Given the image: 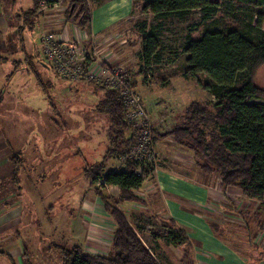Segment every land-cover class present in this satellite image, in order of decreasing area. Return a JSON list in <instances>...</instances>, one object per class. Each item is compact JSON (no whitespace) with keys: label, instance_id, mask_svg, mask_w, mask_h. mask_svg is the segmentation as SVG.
Returning <instances> with one entry per match:
<instances>
[{"label":"trees","instance_id":"obj_1","mask_svg":"<svg viewBox=\"0 0 264 264\" xmlns=\"http://www.w3.org/2000/svg\"><path fill=\"white\" fill-rule=\"evenodd\" d=\"M88 1L91 0H62V3H66L64 10L66 20L75 21L82 31L90 30L91 13ZM143 1L142 10L152 13L157 23L148 26L146 20L140 22L142 48L139 58L141 66L147 70L162 61L159 59V30L164 19L168 20L173 16L185 19L190 11L198 10L200 21L204 23L212 15L217 14L220 7V3L215 0ZM222 3L229 9L237 7L239 10L244 8L251 11L259 10L254 28L260 33V37L253 40L236 28L220 31L207 27L203 28L196 39L188 36L181 46V51L186 55L187 75L194 78L197 74L204 73L210 80L205 88L213 97V101H191L184 108L180 117L181 121L172 126L164 135L156 129L154 139L156 141V139L170 135L176 145L190 152L202 171L216 174L223 188H237L245 197L264 201V90L254 81L257 69L264 64V31L262 30L264 0H223ZM41 9L43 8L39 0H31L28 11L22 14L16 13L15 16L22 19L29 28H33L35 21L42 15ZM40 43L45 61H39V63L48 71V74L61 76L73 84L80 82L90 84L95 95V110L107 118L103 156L92 165L85 164L82 167V182L87 181V187L84 186V195L89 187L93 188V192L100 198L105 213L110 216L114 225L107 254L87 253L81 245L67 247L52 244L51 248L61 253V264H161L140 238L144 227L135 222V225L131 223L126 212L120 208V204L124 201L137 203L141 201L135 191L142 185L145 173L151 168L144 167L142 173L137 174L135 172L137 163L128 159L124 161L121 170L104 172L108 159L119 158L120 160L122 156L128 154L136 139L133 132L134 124L126 117L127 108L120 92L114 87L105 86L100 80L76 79L62 75L56 69L58 73L55 72L47 63L48 59L41 40ZM34 55L37 56V53H32V49L26 51L24 46L23 61L13 60V64L14 67L19 68L29 62L30 69L35 72L37 82L42 84V76L36 67L31 66ZM2 59L5 61L7 58L0 57V61ZM101 59L103 61L101 65L106 66L105 63L108 61ZM95 62L98 61L95 59ZM129 82L132 87L135 86L131 79ZM64 126L62 120L59 127L64 129ZM21 153L18 150L11 154L13 169L11 168L9 177L11 187L16 189L20 198L28 191V188H23L21 175L26 174L25 176L28 177L25 179L28 181L30 172L27 169H32L30 162L27 169L24 167L28 159ZM57 158L61 159L62 156L57 155L56 151L54 159ZM49 169L53 174V167L50 166ZM32 171L34 173L30 177L37 172ZM50 171H47L48 176L51 175ZM41 173L43 174V171ZM37 175L39 178L43 177L39 173ZM101 179L104 186L118 187V192L107 194L108 191L107 193L103 191L108 190V187L102 191H99L96 186L93 187ZM11 187L7 189L11 190ZM8 194H13V192L8 191ZM9 204L5 203L6 206ZM49 205L53 210V205ZM161 225L168 229L159 228L155 232L165 237L169 243L179 247L183 246L182 264H193L192 245L185 232L172 220L163 219ZM212 225L216 226L214 223ZM157 233L152 235L153 239ZM0 254L7 257L13 264L8 254L1 250ZM24 254L26 257V250Z\"/></svg>","mask_w":264,"mask_h":264},{"label":"rangeland","instance_id":"obj_2","mask_svg":"<svg viewBox=\"0 0 264 264\" xmlns=\"http://www.w3.org/2000/svg\"><path fill=\"white\" fill-rule=\"evenodd\" d=\"M215 1L220 3L219 12L212 15L204 23L200 21V12L198 10L190 11L185 19H178L176 16L168 20L164 19L165 21L162 22L159 30V59L162 60L160 65L147 70L141 66V60L137 54L130 60H120L117 56H109V53H104L102 51L103 47L101 45L98 46L97 43L94 44L95 54L99 50L101 52L98 51L97 53L103 57L107 55V58L104 59L112 63L111 65L117 67L120 64L127 68L130 67L128 70L131 74L129 79L135 85L134 88H136L141 100L143 101L141 95L143 94V89L153 92L146 97L147 104L158 102L156 92H161L165 96L166 92H169V87L172 90L175 86L179 94L174 95L173 98H171V95L167 97L170 99L168 106L171 110L177 109L173 112L174 117H176L175 115L181 116L184 108L192 100L213 101L210 93L205 88V85L210 80L204 73H199L197 77L188 79L186 55L181 51V46L187 37L199 36L204 27L220 31L236 28L253 40H257L260 37V33L254 28L259 10L251 11L246 8L239 10L237 7L229 9L227 5L222 3L223 0ZM30 6L31 0H0V57L7 58L5 61L4 59L0 61V173L4 177L0 180V188H2L0 199L3 204H12L17 198H20L16 189L11 187V181L9 180L11 173L6 176V171L10 168L13 169L11 154L19 150L22 152L21 155L28 159L24 167L27 169L30 162V168H32L31 170L27 169L30 172L28 181L25 179V177H28L25 176L26 174L21 175L23 188L36 189L42 194V201L37 199V197L40 198L39 195L37 197L36 195L28 197L27 202L29 204L26 203V198L22 196L21 200L23 202L25 200L24 203H26L23 204L22 216L27 223H24L21 218L22 224L16 227L19 234L22 235V248L27 251L29 264H59L61 253L56 249L48 252L47 249L44 250L41 247L43 245L38 247V244L40 245L39 237H41L44 245L71 246V239L69 240L70 223L78 213L75 232L78 236L83 235V231L86 228L84 222L89 223L88 218L93 215L90 211L85 210L84 206L81 205L79 207V202L84 198V186L85 188L87 187V181L84 180L82 182V167L85 164L90 166L102 158L105 149L104 145L106 144L105 133L108 121L105 116L98 114L95 110L96 102H94L95 98L91 95L93 88L90 84L81 82L73 84V82L61 76L53 74L50 76L51 74L49 73V75L48 71L39 63V61H45L40 43V40L42 41L43 39L40 18L43 16L40 15V18L35 21L33 28H29L22 19H18L15 16L16 13L22 14V12L28 11ZM59 6L64 7L65 5L61 3ZM61 8L57 7L58 10L63 12ZM57 15L59 16V14ZM262 30L264 31V21ZM44 34L47 33L45 32ZM93 39L99 41L97 38ZM76 43V45H79L78 42ZM24 46L26 51L32 49V53H37V56L34 55L32 59L31 66L36 67L42 76V84L37 82L35 72L30 69L29 62L19 68L14 67L13 60H23ZM112 46L115 45L112 44ZM119 47L121 46L118 45L114 51L119 50ZM166 49L169 50V55ZM168 56H170L172 61L168 59ZM47 59V63L51 65L52 70L57 72L52 65L55 61ZM170 62H173V65L169 66L168 63ZM118 69L120 71L121 67H118ZM141 72L154 73L150 77V82L147 81V76L145 81L143 80V84L136 80L135 76ZM172 72H175V74L170 78L169 76H171ZM254 81L258 87L264 90V64L257 69ZM139 84L144 85V87H140ZM164 96H162V101H164V98L166 99ZM149 101L152 102L148 103ZM162 104L163 106L161 108L158 106L157 109L166 110L167 107H164L166 103L162 102ZM173 119L171 118L170 120ZM62 120L65 125L64 129L59 127V123L62 124ZM166 124L165 122L164 125L166 126ZM133 129L134 134H136L134 125ZM172 148H175L174 154L185 155V157H182L177 154L181 158L188 159L186 157L188 152L186 149L178 145L172 146ZM155 149L159 159L156 167H160L163 157L159 154L156 147ZM56 151L57 155L62 156L61 159H54ZM118 160L119 158H112V160L108 161L104 172L106 173L108 170L114 171L119 165L120 161ZM50 166L53 167V174L49 169ZM32 170L37 172L33 177H30L34 173ZM42 171L43 174L41 173ZM47 171L51 172L50 176H48ZM38 173L43 177L39 178ZM215 181L213 184H217L216 188L218 190L226 191L224 198H227L228 188H223L219 179ZM94 186L99 191L106 188L102 183L98 182ZM10 187L11 190L7 189ZM8 191H12L13 194H8ZM92 191L93 188L89 187V190L87 189L86 193L89 195H85L86 200H90L91 195L92 197L94 196ZM232 191L236 190L230 189L228 191L231 197L233 195ZM103 192L107 193V190ZM220 192H218L219 196L216 199L224 202V198L221 199L222 192ZM44 193L45 195H43ZM107 194L111 193L108 192ZM230 199H233L234 203H236V200L242 202L241 197L236 198L233 196ZM245 200L247 201V199ZM213 203L217 204L218 201L215 200ZM48 204L53 205V210L51 214L46 215L43 207ZM51 207L49 206V209ZM120 208L122 209L121 206ZM36 215L39 216L38 222L34 220ZM128 216L130 220L133 219L132 222L143 225V227L148 224L151 225L146 228L149 231H146L147 236H145V239L147 238V240L157 233L155 230L164 229L163 225L153 227L152 222H156L155 218L145 213H134L133 218L130 215ZM90 219V227H92L94 226V218ZM167 229L165 228V230ZM4 230L3 235L6 232H14L12 228H5ZM1 245H3L2 242H0V249ZM171 245L174 248L179 247ZM180 248L181 250L177 249V252L168 254L171 264H182L183 246ZM32 250L39 257L35 262L30 259ZM21 252L23 253V250ZM0 264L11 263L7 257L0 254Z\"/></svg>","mask_w":264,"mask_h":264},{"label":"crops","instance_id":"obj_3","mask_svg":"<svg viewBox=\"0 0 264 264\" xmlns=\"http://www.w3.org/2000/svg\"><path fill=\"white\" fill-rule=\"evenodd\" d=\"M61 3L62 1L57 5L41 9L43 16L40 18L42 36L46 32L57 40L69 44L76 45V42H78L89 53L94 50V44L97 43L98 46L101 45L103 47L102 51L104 53H109V56H117L120 60H130L134 58L135 54L139 57L142 48L141 20H146L148 26L155 23L154 15L149 11L142 10L143 0H91L88 1L91 13L90 30L82 31L77 27L75 21L66 20L64 15L66 3L63 2L64 7L59 6ZM57 7H62L63 12L58 10ZM55 13L59 14V16ZM199 36L192 38L196 39ZM93 38H97L99 41H95ZM89 43L90 45L87 47ZM112 44L115 46H112ZM118 45L121 47H119V50L114 51ZM98 51H96V54L99 57L107 58V55H104V57L99 55ZM166 51L169 55V50L166 49ZM90 59L91 64L95 62L94 57ZM168 59L170 60V56H168ZM92 65L96 67V65ZM168 65H173V62L168 63ZM117 67H121L125 76L129 77L131 75L128 72L130 67L127 68L120 64ZM174 74L175 72H172L169 77L171 78ZM153 75L154 73L152 72L146 74L141 72L135 78L143 84L146 76L148 77L147 81L150 82V77ZM183 77L185 78V75ZM190 78L193 77L189 76L188 79L190 80ZM140 87H144V85H140ZM170 89L169 87V92H166L165 96L161 92H156L158 102H148H152V104H147L146 102V97L153 93L152 91L143 89V94H141L146 109L153 120L158 123L157 131L159 130L158 132L163 135L172 126L180 122L181 117L179 115L174 117L173 112L177 109L171 110L168 106L170 99L167 97L171 95V98H173L174 95L179 94L175 86L172 90ZM91 95L95 97L94 93H91ZM162 96L166 97L164 101H162ZM162 102L166 103L164 105V107H167L166 110L157 109L158 106L160 108L163 106ZM171 118L174 119L170 120ZM160 120L161 123L158 122ZM165 122L167 123L166 126L164 125ZM155 144L159 154L163 157L162 164L160 167L151 169L152 172L149 171L144 175L142 185L135 191L141 198L140 202L124 201L120 204L127 216L130 215L133 218L134 213H145L155 218L156 222H152L153 227H160L163 219L166 221L172 220L177 227L185 232L191 242L193 264H264V201L245 197L237 188H228L227 198H224L226 191L218 190L216 188L217 184H213L216 182L215 180H220V178L216 174L202 171L188 150L187 153L185 152L188 159L179 157L177 155L179 153L174 154L175 148H172V146L175 147L176 145L170 135L156 139ZM179 155L185 157V155ZM110 160L112 158L108 159V161ZM108 161L106 162L105 170ZM6 172L7 175H5L9 176L11 168ZM1 175L0 173V180L4 178ZM107 189L112 194L118 192V187L116 186H109ZM230 189L236 190L232 191V197L228 194ZM219 191L222 192H220L222 195L221 199L224 198V202L216 199L219 196ZM93 194L94 196L92 197L91 195L90 200H86L85 195L89 194L85 193L84 198L79 202V207L81 205L84 206L85 210L90 211L93 216L88 218L89 223L84 222L86 228L83 231V235L78 236L75 232V227L77 226L76 219L79 213L75 215L70 223L69 240L71 239V245H81L87 253L107 254L111 245L114 225L110 216L105 213L100 198L94 192ZM23 195L28 204L27 198L35 195L36 197L39 195L40 198L37 197V199L42 201V194L36 189L31 190L28 188L27 193ZM233 196L236 198L241 197L242 202L236 200V203H234L233 199H230ZM21 199L17 198L16 201L8 206L3 204L0 199V242L3 244L0 250L10 256L13 264H29L28 260L25 262L28 254L25 257V249L21 245L22 235L16 229L22 224L21 218L23 219V203L25 200L23 202ZM215 200L218 201L217 204L213 203ZM49 206L48 204L43 207L46 215H49L52 211ZM90 218H94V226L92 227H90ZM38 219L39 216L36 215L34 220L38 222ZM132 220H130L131 223L134 222ZM24 223H27L26 220H24ZM212 223L216 224V226L212 225ZM150 226V224L144 226V231L140 238L161 264H171L168 254L175 253L177 249L181 250V248H174L165 237L163 238L158 234L155 239H153V236L151 239H145V236H147L146 228ZM5 228H12L14 232H6L3 235ZM163 228L165 229V226ZM39 238L40 245L38 244V247L43 245L44 247H41L44 250L51 251L52 244L44 245L41 237ZM22 250L24 251L23 253L21 252ZM30 259L34 262L39 259L33 250Z\"/></svg>","mask_w":264,"mask_h":264},{"label":"built area","instance_id":"obj_4","mask_svg":"<svg viewBox=\"0 0 264 264\" xmlns=\"http://www.w3.org/2000/svg\"><path fill=\"white\" fill-rule=\"evenodd\" d=\"M42 8H48L57 5L62 0H39ZM44 44V51L47 58L54 60V68L62 75L72 78L85 80H100L105 86L114 87L120 92L122 101L127 108L126 117L131 120L136 129L135 142L130 148L128 154L120 158L119 165L116 171H119L124 166V161L130 160L137 163L135 172L141 174L144 167L155 169L159 161L156 152V144L154 139V132L157 129L158 123L153 120L147 109L142 103L141 97L134 87L130 85L129 79L123 75V71L111 63L106 62L105 65L102 59L95 54L88 53L84 46L69 44L64 41L57 40L50 34L42 36ZM94 57L98 62L92 64L89 61ZM154 121V123H153ZM158 122H161L158 121ZM102 183V179L98 182ZM106 188L109 187L105 185Z\"/></svg>","mask_w":264,"mask_h":264}]
</instances>
